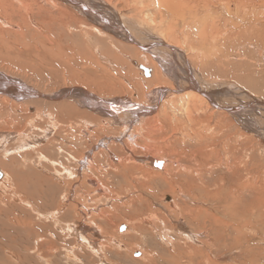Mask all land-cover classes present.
Wrapping results in <instances>:
<instances>
[{
  "label": "rangeland",
  "instance_id": "obj_1",
  "mask_svg": "<svg viewBox=\"0 0 264 264\" xmlns=\"http://www.w3.org/2000/svg\"><path fill=\"white\" fill-rule=\"evenodd\" d=\"M7 1V9L0 11V80L2 76L11 77L34 91L30 94L32 98L38 93L50 100L38 106L19 105L0 94V170L4 174L0 176V264H264V142L255 136L254 128L246 130L223 109L199 100L189 102L190 91L182 83L178 87L164 80L166 83L161 86L174 95L169 99L165 91L160 101L152 97L159 104L155 108L156 119L151 122L157 130L149 136L150 141L141 140V146L146 144L144 148L134 147L131 153L111 143L109 151L118 162L111 161L100 142L118 137L126 126L109 124L111 116L94 121L86 111H70L65 106L52 110L55 105L52 101L59 98L57 101L67 103L66 99L79 89L96 100L137 99L138 105H146L144 96L155 91L158 79L142 81L136 65H147L154 70L157 66L154 56L101 28L72 7L70 0H23L28 5L27 11L17 0ZM106 1L136 26L148 29L155 36L160 33L161 41L181 48L189 65L200 59V49L211 53L231 50L236 59H228L226 64L230 66L226 73L234 75L233 78L218 75L216 65L211 64L206 69L199 66L202 83L218 86L229 81L232 88L258 97L254 92L258 88L235 80L240 76L246 78L247 70H240L247 68L249 61L254 69L263 68L264 63L257 62L259 56L254 51L250 54L249 49H246L251 57L248 61L243 62L245 54H235L239 43L227 37L231 32L228 21L215 7H224L227 0H189V3L179 0L186 3L185 7L197 6L199 10L195 12L194 8V12L186 13L183 8L182 15L174 20V31L169 29L172 16L161 13L162 18L154 0ZM198 16L205 19L202 27L196 24ZM203 27L206 31L201 36ZM141 37V43L150 40ZM158 52H154L155 56ZM142 54L148 64L140 62ZM256 109L248 118L256 123L253 126L258 131L264 132V108ZM258 120L262 124H257ZM197 136L215 141L211 144ZM89 151L95 154L94 174L81 169L78 163ZM152 155L164 157L169 175L150 172L154 177L143 181L139 171L150 169L141 166L136 158ZM118 166L123 170H118ZM192 167L197 170H191ZM87 180L95 181L105 191L96 192ZM133 182L142 192L128 184ZM150 215L161 223L168 222L165 224L168 229H172L173 223H186L188 218L199 239L196 243L182 242L176 233H171L172 242L165 244L153 230L154 227L159 230L157 224L161 223L151 226L143 221ZM68 225L85 228V236L96 243L94 247H88L76 234L72 236ZM122 226L127 228L120 230ZM137 228L140 235L134 237ZM138 252L143 256L139 257Z\"/></svg>",
  "mask_w": 264,
  "mask_h": 264
},
{
  "label": "bare ground",
  "instance_id": "obj_2",
  "mask_svg": "<svg viewBox=\"0 0 264 264\" xmlns=\"http://www.w3.org/2000/svg\"><path fill=\"white\" fill-rule=\"evenodd\" d=\"M18 3H20L21 7L26 10L27 6L26 3H24L23 0H17ZM68 1V0H65ZM155 1V5H157V8L159 10V13L161 15V17L163 18V13L166 15L172 16V21L171 24L169 25V29L173 30V27L175 26V22L174 20L178 19L179 15L181 13H183L185 8L186 13H191L194 12L192 9L196 8L195 12H198V8L197 6H192V7H185V4H181V2H179V0H154ZM185 1V0H184ZM191 1V0H190ZM188 0V3L190 2ZM210 1V0H209ZM225 1V0H224ZM234 1V2H233ZM252 2H247V0H227V3L224 7H219V6H215L216 9H218L219 11H221V13L223 14V16L226 17V21H228V26L230 28V33H229V37L231 40L234 39L235 43H239V45L234 49V51H238L237 56L238 55H244V61H248V59L250 57V55H248L249 53L252 54L254 51L255 54H257L259 56L258 61L257 62H261V65L264 63L263 62V58L262 55H264V2H262V0L257 3H254V0H251ZM256 1V0H255ZM264 1V0H263ZM7 0H0V11L1 10H5L6 6H7ZM78 2V3H77ZM106 0H94V1H88V0H75L74 2L72 0H70V4L73 5L72 7H76V10L79 11L80 13H82L84 16H86L87 18H89L90 20L92 19V21L98 23V25L101 28L106 29V31L110 32L112 35H116L117 37H120L119 39H124V41H126L127 43H131L136 45V47L138 46V48L143 51L146 54H149L151 56H154L152 58L155 59L154 64L156 63L157 66H155L154 70L151 69L150 67H148L147 65H139L137 64V71L139 70V74L141 75V80L142 81H147V82H151L152 80L158 79L156 80V82L158 83L157 86H154L155 91L148 96H144L145 100H146V105H138V101L137 99H133L131 101H124L122 102L121 100L118 101H114V102H109V101H105L102 99H98L96 100V98L94 99L92 97L91 94L86 93L83 90H79L74 92L73 94H71L68 99H66L67 103L62 102V101H57V99L59 100V98H57L54 104L52 105V110H59L61 108H63L64 106L67 108H70V111L72 110H81V111H86L89 115V118L91 117L94 121L95 120H99V117L105 118L106 116H111L110 117V122L109 124H119L121 126L125 125L126 129L124 131L121 132V134L118 137H114V138H106L104 142H100L101 143V147L102 149L107 151V154L109 155V159L112 160H116L118 162V160L115 158L114 156L110 153L109 151V145H111V143H116L118 144L120 147H122V149L125 151L124 148H126L128 150L129 153H131V151L134 149V147H139V148H144V146L146 144H144L143 146H141L140 141L145 140L147 142H149V136L155 132V130H157L156 128L154 129V127L152 126V123L154 121L155 117V108L158 106V100L161 99L162 94H164V92L166 91L165 88H163V84H165L163 81L164 80H170L171 82H173L174 84H176L175 86H178L182 83L186 89L187 92L188 90L190 91L189 94H191L190 96V100H199V102H202L203 104H207L209 106V104L213 107V108H218V109H223L225 112H227V114L233 119H235L238 124L240 126H242L243 128H245L246 130H249L250 128H254L253 130L256 132L255 136L261 140L262 142H264V132L262 131H258L255 125L256 123L252 122L249 118L248 115H251L252 112L254 113L255 109L257 107H261L264 108V101L261 100V98H264V66L263 68L259 67V68H252L251 66H249V63L251 61H249L247 63V68H242L240 71L242 70H247L246 71V75H244L246 78L240 76L239 78H236L235 80L237 81H242V82H246L247 84H245L247 87H250L251 85H253L252 87H256L258 89H256V94L258 95V97L260 96L261 98L258 99V97H254L251 94L247 93L246 91H242L237 89V88H232L231 85L228 84V82L223 83L221 85L217 84L218 86H214L211 85L209 83L210 86H207L206 84H203L202 82V73L201 70L202 68L205 66L210 68L211 64L212 65H216V72L217 74L219 73L220 75H223L222 77H228V79L233 78L234 75H230L227 74L226 71L228 70V66H230L229 63L226 64V62H229L230 59L235 60L236 56L233 55L231 50H228L227 52H213L211 53L210 50H205V49H200L199 53H201V57L199 60H197V63H195L194 61L191 63V65H189L187 63L186 57L184 56L181 48L178 49L176 47H171L169 46L166 42L161 41L160 38L158 36H160V33L158 36H155V34L153 35L148 29L142 28V27H138L136 26V24L134 23V21H131L129 18H125V16H121L120 13L114 11L115 9L111 8L110 6H108L109 4L106 3ZM183 2V1H182ZM194 2V1H193ZM76 3V4H75ZM205 3V2H204ZM203 4V3H202ZM207 4V3H206ZM211 4V3H210ZM216 4V3H215ZM218 4V3H217ZM224 4V3H223ZM184 5V7H183ZM191 5V4H190ZM209 6V5H207ZM78 7V8H77ZM7 9V8H6ZM223 9V10H222ZM28 10V9H27ZM26 10V11H27ZM182 11V12H180ZM10 13V12H9ZM12 13V12H11ZM162 13V14H161ZM198 14V13H197ZM205 14V12H204ZM6 15V14H5ZM120 15V16H119ZM182 15V14H181ZM200 15V13H199ZM203 15V14H202ZM221 15V14H220ZM213 16V15H212ZM196 17V16H195ZM203 17V16H202ZM222 17V16H221ZM220 17V18H221ZM224 17V19H225ZM181 18V17H180ZM217 18V17H215ZM30 19V18H29ZM150 19V18H148ZM183 19V18H182ZM181 19V20H182ZM199 19V16H198ZM218 19V18H217ZM133 20V19H132ZM186 21V19H183V21ZM205 19L201 18L199 20L196 19V24H198V26L202 27L205 24ZM30 21V20H29ZM143 21V20H142ZM145 21V20H144ZM143 21V22H144ZM147 21V20H146ZM151 21V20H150ZM207 21V20H206ZM225 21V22H226ZM173 22V23H172ZM150 23V22H149ZM152 23V22H151ZM154 23V22H153ZM161 23V22H160ZM204 23V24H203ZM212 23V21H211ZM139 24V23H138ZM192 24V23H191ZM209 24V23H206ZM215 24V23H214ZM219 24V23H218ZM221 24V23H220ZM219 24V25H220ZM226 24V23H225ZM146 25V24H145ZM148 25V24H147ZM183 25V22H182ZM213 25V24H212ZM38 26V25H37ZM154 26V25H153ZM216 26V25H215ZM227 26V25H225ZM98 27V26H97ZM99 27V29H100ZM219 27V26H218ZM151 28V27H150ZM153 28V27H152ZM166 28V29H168ZM210 28V27H209ZM214 28L211 26V29ZM225 29V28H224ZM153 30V29H152ZM208 30V29H207ZM233 30V31H232ZM22 31V29H21ZM155 31V30H154ZM157 31V29H156ZM169 31V30H168ZM174 31V30H173ZM205 27L202 28L201 30V36L205 34ZM215 31V30H214ZM227 31V29H226ZM199 32V30H198ZM211 32V31H210ZM228 32V31H227ZM209 33V32H207ZM217 33V32H216ZM222 33V32H221ZM200 34V32L198 33ZM197 34V35H198ZM223 34V33H222ZM226 34V32L224 33ZM141 35L145 36V39H150L148 40L147 43H141ZM215 37V41H216V34L214 33ZM228 35V34H226ZM165 36V35H164ZM221 36V35H218ZM217 36V37H218ZM162 37V36H160ZM196 37V36H195ZM212 37V36H211ZM166 39V37H164ZM201 38V37H200ZM209 38V36H208ZM222 38V36H221ZM220 38V40H221ZM162 39V38H161ZM199 39V37H198ZM143 40V39H142ZM197 40V39H196ZM201 40V39H200ZM229 40V39H228ZM233 40V41H234ZM209 41V40H208ZM204 42V41H203ZM224 42V40H223ZM221 42V43H223ZM228 42V41H227ZM11 43V42H10ZM46 43V42H44ZM195 43V42H193ZM199 43V42H198ZM211 43V42H210ZM234 43V42H233ZM196 44V43H195ZM201 44L202 41H201ZM206 44V43H204ZM215 44V43H214ZM217 44V43H216ZM219 44V43H218ZM69 45V44H68ZM212 45V44H211ZM223 45V44H221ZM225 45V44H224ZM232 45V44H230ZM56 46V45H55ZM72 46V45H71ZM214 46V45H213ZM77 47V44H76ZM199 47V46H198ZM204 47V46H203ZM212 47V46H211ZM218 47V45L216 46ZM222 47V46H221ZM226 47V46H224ZM38 48V47H37ZM70 48V47H68ZM205 48V47H204ZM219 48V47H218ZM233 48V47H232ZM231 48V49H232ZM81 49V48H80ZM209 49V48H208ZM225 49V48H222ZM228 49V48H227ZM246 49L250 50L249 53H247L248 51H246ZM63 50V49H62ZM84 50V49H83ZM197 50V49H196ZM215 50V48H214ZM221 50V49H220ZM219 50V51H220ZM67 51V50H66ZM94 51V50H93ZM106 51V50H105ZM140 51V52H141ZM155 51H161V53L158 55L154 54ZM74 52V51H73ZM197 52V51H196ZM71 53V52H70ZM95 53V52H94ZM109 53V52H108ZM142 53V52H141ZM239 53V54H238ZM120 54V53H119ZM163 54V56H162ZM87 55V54H86ZM82 56V55H81ZM143 58L142 61L140 62H144L147 63V57L144 56V54H142ZM161 56V57H158ZM249 56V57H248ZM235 57V59H234ZM93 58V57H92ZM146 58V59H145ZM149 58V56H148ZM197 58V57H196ZM242 58V57H241ZM229 59V60H228ZM178 60V62H177ZM192 60V59H191ZM238 60V57H237ZM256 60V59H255ZM18 61V59L16 60ZM47 61V60H46ZM70 61V60H69ZM77 60H75L76 62ZM93 61V60H92ZM101 61V60H100ZM150 61V59H149ZM199 61V62H198ZM81 62V61H80ZM90 62V61H89ZM105 62V61H104ZM153 62V61H150ZM71 63V62H70ZM200 63V64H199ZM238 63V61H237ZM68 64V63H67ZM72 64V63H71ZM77 64V63H76ZM92 64V63H91ZM148 64V63H147ZM182 66H181V65ZM87 65V64H86ZM152 65V63H151ZM209 65V66H208ZM235 65V64H234ZM73 66V65H72ZM202 68H200V67ZM242 66V65H241ZM142 67V69L140 68ZM153 67V65H152ZM157 67V69H156ZM215 67V66H213ZM207 68V70H208ZM238 68V66H237ZM79 69V68H78ZM89 69V68H88ZM215 71V69H212L211 71ZM232 71V70H231ZM235 71V70H234ZM208 72V71H206ZM231 73V72H230ZM240 73V72H239ZM243 73V72H242ZM84 74V73H83ZM94 74V73H93ZM97 74V72H96ZM209 74V73H208ZM212 74V73H211ZM218 74V75H219ZM89 75V71L87 72L86 76ZM210 75V74H209ZM217 75V76H218ZM1 76V75H0ZM85 76V77H86ZM149 78V79H145V78ZM161 78V81H160ZM2 80H0V94H2L3 98H8L9 101H13L16 103H19V105H25V104H37L38 105H43L45 104V102H48L50 99L47 98L46 96H41L38 93H34L35 98H32V95H30L31 93L33 94L34 91H31L30 88H28L26 85H24L23 83H20L19 81L13 80V78L10 77V79H7V77H3L1 78ZM86 79V78H85ZM96 79V78H95ZM210 79V78H209ZM216 79V78H215ZM214 79V80H215ZM221 80V79H220ZM231 81V80H230ZM84 82V80H83ZM141 82V81H140ZM139 82V83H140ZM210 82V81H209ZM221 82V81H220ZM19 83V84H18ZM136 83V82H134ZM169 83V82H168ZM167 83V84H168ZM180 83V84H179ZM207 83V82H205ZM214 83V82H213ZM90 84V83H89ZM172 84V83H171ZM170 84V86H172ZM179 84V85H178ZM143 85V84H142ZM155 85V84H154ZM237 85V84H236ZM26 86V87H25ZM145 86V84H144ZM148 86V85H147ZM135 87V86H134ZM146 87V86H145ZM185 87H182V90H185ZM242 87V86H241ZM32 88V87H31ZM35 88V87H34ZM90 88V87H89ZM131 88V87H130ZM133 88V87H132ZM135 89V88H134ZM138 89V88H137ZM141 89V86H140ZM173 89V87H172ZM178 89V88H177ZM72 90V89H71ZM139 90V89H138ZM176 90V88L174 89ZM137 91V90H135ZM169 91V90H167ZM166 91V96H173L174 93L173 92H167ZM172 91V90H170ZM179 91V90H178ZM180 92V91H179ZM185 92V91H184ZM149 93V92H148ZM178 93V92H177ZM175 93V94H177ZM41 94V93H40ZM67 94V93H66ZM144 94V92H143ZM147 94V93H146ZM145 94V95H146ZM135 95V94H134ZM61 96V95H60ZM59 96V97H60ZM66 96V95H65ZM154 96L157 98V101H152V97ZM165 96V97H166ZM179 96V94H178ZM67 97V96H66ZM135 97V96H134ZM239 97H243L241 98L242 101L237 102L239 99ZM64 99V95L63 97H61ZM173 99V98H172ZM178 99V98H177ZM144 100V101H145ZM40 101V102H39ZM148 101H152V104H148ZM160 101V100H159ZM174 101V100H173ZM61 102V103H59ZM171 102V100H170ZM198 102V101H197ZM136 103V105L134 104ZM172 103V102H171ZM237 103V104H236ZM201 104V103H200ZM199 104V105H200ZM202 104V105H203ZM235 104V105H234ZM111 105H115V109H111L110 106ZM188 105V104H187ZM193 105V104H192ZM191 105V106H192ZM201 105V107H202ZM51 106V105H50ZM165 106V105H164ZM256 106V108H255ZM44 107H47L44 106ZM188 107V106H187ZM207 107V106H206ZM49 108V107H48ZM114 108V106H113ZM194 108V106H193ZM192 108V110H193ZM200 108V107H199ZM255 108V109H254ZM196 109V108H195ZM194 109V111H195ZM198 109V108H197ZM47 110V109H46ZM49 110V109H48ZM89 110V111H88ZM217 110V109H216ZM257 110V109H256ZM261 110V109H259ZM188 111V108H187ZM198 110H196L197 112ZM163 112V111H162ZM191 112V111H190ZM199 112V111H198ZM184 113V112H183ZM188 113V112H187ZM250 113V114H249ZM186 114V113H185ZM190 114V113H189ZM188 115V114H187ZM198 117V116H197ZM186 118V116H185ZM108 119V118H107ZM174 119V118H173ZM190 119V118H189ZM196 119V118H195ZM231 119V120H232ZM104 120V119H103ZM102 120V121H103ZM106 120V119H105ZM158 120V119H157ZM156 120V121H157ZM254 120V119H253ZM187 121V120H186ZM189 121V120H188ZM191 121V120H190ZM201 121V120H200ZM208 121V120H207ZM175 123V122H174ZM262 124V122L260 120L257 121V124ZM182 124V123H181ZM180 124V125H181ZM196 124V122H195ZM254 124V126H253ZM193 125V124H192ZM264 125V124H262ZM158 126V125H157ZM156 126V127H157ZM160 126V125H159ZM183 126V125H182ZM199 126V124H198ZM124 127V126H123ZM260 127V126H259ZM131 131H130V129ZM181 128V127H180ZM263 129V128H262ZM129 130V131H127ZM178 130V129H177ZM260 130V129H259ZM182 131V130H181ZM187 131V130H186ZM185 131V132H186ZM191 131V130H190ZM206 131V130H205ZM210 131V129H209ZM189 132V131H187ZM193 132V131H192ZM207 132V131H206ZM163 133V132H162ZM194 133V132H193ZM210 133V132H209ZM212 133V132H211ZM156 134V133H155ZM164 134V133H163ZM192 134V133H191ZM195 134V133H194ZM193 134V135H194ZM187 135H189L187 133ZM197 135V133H196ZM254 135V134H253ZM87 137V136H86ZM187 137V136H186ZM198 137V136H197ZM205 137V136H204ZM209 137V135H208ZM191 138V137H189ZM199 140L201 139V141H209V143L213 144L214 143V139L213 138H204L203 137H198ZM188 140V139H186ZM192 140V139H191ZM198 140V139H196ZM198 140V141H199ZM141 141V142H142ZM165 141V140H164ZM197 141V142H198ZM183 142V141H182ZM213 142V143H212ZM232 142V140H231ZM154 144V143H152ZM158 144V143H156ZM226 147V146H225ZM99 150V148H98ZM102 152V151H101ZM218 152V151H217ZM90 153L92 158H90ZM94 155L92 154V151H89V153H86V155H84V159H82L81 161H79V165L81 169H85L87 172H91L92 170H95V162H94ZM184 157V156H183ZM164 158V157H163ZM159 157V156H148V157H140V158H136V160L140 161V165L141 166H145L147 168L150 169V171L142 169L141 174H140V179L142 178V180L147 181L148 179H152L154 176L153 175H149L150 172H163L164 176L168 174V172L166 171V167H165V160ZM184 162V161H183ZM182 162V163H183ZM109 164V163H108ZM144 164V165H142ZM199 164V163H198ZM201 164V163H200ZM139 165V166H140ZM234 165V164H233ZM232 165V166H233ZM100 166V165H99ZM112 166V165H111ZM199 166V165H198ZM109 167V165L107 166ZM106 167V168H107ZM196 167V166H195ZM79 168V169H80ZM111 168V167H109ZM119 168H121L120 166H118V170ZM181 168V167H180ZM197 168V167H196ZM199 168V167H198ZM239 168V167H238ZM113 169V168H112ZM116 169V171H117ZM187 169V168H186ZM190 169V168H189ZM188 169V170H189ZM77 170V169H76ZM107 170V169H106ZM123 170V167L120 169ZM191 170H197L195 168L192 167ZM96 172V170H95ZM105 172V171H104ZM107 172V171H106ZM144 172V173H143ZM108 173V172H107ZM118 173V172H117ZM85 174V173H84ZM91 174H94L93 171ZM97 174V173H96ZM100 175V174H99ZM149 175V176H148ZM169 175V174H168ZM0 176L3 177L4 174L3 172L0 170ZM148 176V177H147ZM153 176V177H152ZM147 178V180H146ZM134 179V178H133ZM137 180V178H135ZM131 180V179H130ZM129 180V181H130ZM89 185L92 188L96 189V192H103L105 191L104 187H100L98 185V183H96L93 180H87ZM108 182V181H106ZM132 182V181H131ZM132 183H128L131 184L132 187H134V190H138L137 188V183L133 182ZM143 183V182H142ZM130 185V186H131ZM264 186V185H263ZM242 187V186H240ZM252 187V184H251ZM104 188V190H103ZM246 188V187H245ZM141 189V187H140ZM143 189V188H142ZM141 189V190H142ZM153 189V188H152ZM250 189V187H249ZM263 190V189H262ZM71 191V190H70ZM139 192H142L140 190H138ZM144 191V190H143ZM222 191V190H221ZM195 192V191H194ZM223 192V191H222ZM117 193V192H115ZM144 193V192H143ZM153 193V192H152ZM150 194V193H149ZM195 194V193H194ZM142 196V195H141ZM140 196V197H141ZM236 197V196H235ZM48 201V200H47ZM192 202V201H191ZM171 202H169L170 204ZM196 203V202H195ZM245 208V206H244ZM93 210V209H92ZM229 210V207H228ZM232 211V210H231ZM229 213V212H227ZM173 214V213H172ZM191 215V214H190ZM235 215V214H234ZM56 216V215H55ZM27 218V217H26ZM179 220V219H178ZM246 220V219H245ZM143 221H145L146 224L151 223V226H154L153 223H161V220L159 218H157L154 215H150L149 217H147V219H144ZM153 221V222H152ZM181 221V220H179ZM184 222V221H182ZM173 223L172 224V229H168L166 228L165 224H167L165 222L161 223L160 225L157 224L158 228H160L159 230L156 229L154 227L153 230H155V232H157L159 239L165 243L168 244L170 241L172 242L171 233H176V236L182 241V242H186V241H192L194 243H196V240L199 239V233H196V231H194V229H191L190 227H192V223H190L188 221L187 218V222L185 223ZM43 224V223H42ZM41 225V224H40ZM46 225V224H45ZM160 226V227H159ZM189 226V227H188ZM210 226V225H209ZM197 227V226H196ZM211 227V226H210ZM42 228V227H40ZM98 228V227H96ZM122 228V229H121ZM120 230H124L127 227H121ZM168 229V230H167ZM213 229V228H212ZM211 229V230H212ZM67 230H69L68 232H70V234L72 236H75V234L80 238L83 239L84 242H86L89 246L94 247V243L95 241H90L86 236H85V232L86 229L83 227H79V226H74V225H68L67 226ZM103 230V229H102ZM130 232V229L127 231ZM44 233L47 235L48 233L45 232ZM135 236H139L140 235V229L137 228V230L135 229ZM124 234V233H123ZM30 235V234H29ZM45 235V236H46ZM50 235V234H49ZM217 235V234H216ZM51 236V235H50ZM53 236V235H52ZM157 236V235H156ZM118 237V236H117ZM54 238V237H53ZM52 238V239H53ZM226 238V237H225ZM8 239V238H7ZM49 240V239H48ZM226 240V239H225ZM228 240V239H227ZM138 241V239H137ZM199 241V240H198ZM211 241V239H210ZM209 241V242H210ZM49 242V241H48ZM142 242V241H141ZM235 242V241H234ZM37 243V242H35ZM100 243V242H99ZM46 244V243H45ZM96 244V243H95ZM143 244V243H142ZM39 245V244H38ZM53 245V244H52ZM227 245V244H226ZM229 245V244H228ZM21 246V245H20ZM37 247V246H36ZM35 247V248H36ZM51 247V246H50ZM243 247V246H242ZM48 248V247H47ZM56 248V247H54ZM230 248V247H229ZM57 249V248H56ZM244 249V247H243ZM242 249V250H243ZM86 250V249H85ZM150 250V249H149ZM236 250V249H234ZM36 251V250H35ZM95 252L97 254V250L95 249ZM139 253V257L143 256L141 254V252ZM152 253V252H151ZM250 253V252H249ZM252 253V252H251ZM255 254V253H253ZM249 256V255H248ZM258 256V255H257ZM155 259V258H154ZM150 260V259H149ZM148 260V261H149ZM254 260V259H253ZM25 261V260H24ZM141 261V260H140ZM147 261V262H148ZM27 262V261H26ZM54 263V262H53ZM23 264V263H22ZM156 264V263H155Z\"/></svg>",
  "mask_w": 264,
  "mask_h": 264
},
{
  "label": "water",
  "instance_id": "obj_3",
  "mask_svg": "<svg viewBox=\"0 0 264 264\" xmlns=\"http://www.w3.org/2000/svg\"><path fill=\"white\" fill-rule=\"evenodd\" d=\"M142 69V67H140Z\"/></svg>",
  "mask_w": 264,
  "mask_h": 264
},
{
  "label": "flooded vegetation",
  "instance_id": "obj_4",
  "mask_svg": "<svg viewBox=\"0 0 264 264\" xmlns=\"http://www.w3.org/2000/svg\"><path fill=\"white\" fill-rule=\"evenodd\" d=\"M122 227H124V226H122Z\"/></svg>",
  "mask_w": 264,
  "mask_h": 264
}]
</instances>
